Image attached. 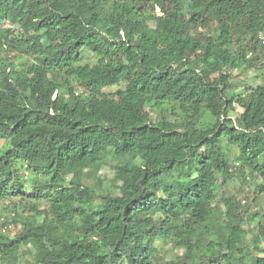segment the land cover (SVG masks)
<instances>
[{"label":"trees","instance_id":"obj_1","mask_svg":"<svg viewBox=\"0 0 264 264\" xmlns=\"http://www.w3.org/2000/svg\"><path fill=\"white\" fill-rule=\"evenodd\" d=\"M263 37L264 0H0V48L24 59L0 49V206L36 216L6 221L0 264H264L225 189L264 193V82L232 79L264 70ZM107 164L117 194L90 185Z\"/></svg>","mask_w":264,"mask_h":264},{"label":"rangeland","instance_id":"obj_2","mask_svg":"<svg viewBox=\"0 0 264 264\" xmlns=\"http://www.w3.org/2000/svg\"><path fill=\"white\" fill-rule=\"evenodd\" d=\"M4 26H10L8 23H5ZM1 49V54L9 57L16 64L21 63L24 59L21 55L16 51H9L6 48ZM96 58H91L90 61H95ZM232 79L236 82L238 92H242L244 90V85L246 83L256 85L264 82V70L258 69L256 67L247 68L240 67L233 71ZM126 86L125 82H122L118 85L105 87V91L109 93L116 92L119 88H124ZM242 112V109L236 105V111L233 115L236 117ZM152 118H155L156 114L151 111ZM214 123V119L210 118L208 114H205L203 127H210ZM5 145V139H0V148H3ZM230 158L232 161H235L236 156L238 154V150L236 147H231L230 150ZM264 160V158H262ZM17 170L24 177L26 181V186H28V191L31 190V185L36 182V180H41V177L37 178L34 174L31 173L30 169L26 165L24 161H19L17 163ZM248 170H244V174H247ZM114 176V172L111 168L110 164L103 166V168L98 173L97 180H91L90 185H98L99 192L105 193V190L110 188L114 194L118 193V189L112 182V178ZM256 180L247 179L245 181V185H243V181L240 178H235L231 181L225 189L235 192L242 200V203L248 208V220L245 225L247 229H250V233L248 234V241L253 237L254 233L261 234L260 232H264V193L257 191L256 189ZM220 186V185H219ZM223 188V186H222ZM14 201L16 199H13ZM39 210L47 211L49 208L48 203L45 200H39L36 202ZM24 203L19 204V207L13 210V208L6 207L7 204H3L0 206V232L10 234V236H14L17 232H19L22 227L21 223H9L13 224L14 228L6 227L8 224L5 223V220L10 221L14 214L22 213L23 215H29L30 218L34 219L35 214L30 213L27 208L24 207ZM41 221V217L39 218ZM261 240H264V236H260ZM157 247L160 250L159 256L162 257L164 261H169L174 259L177 255H180L183 250L174 249L170 244L165 243L162 240H158L156 243ZM260 257H264V252L259 253ZM158 262H161L159 260ZM157 262V263H158ZM16 264H27L26 259H22L18 261Z\"/></svg>","mask_w":264,"mask_h":264},{"label":"built area","instance_id":"obj_3","mask_svg":"<svg viewBox=\"0 0 264 264\" xmlns=\"http://www.w3.org/2000/svg\"><path fill=\"white\" fill-rule=\"evenodd\" d=\"M262 43H263V45H264V37H263ZM6 203L9 204V201H7ZM6 221H7V220H5V223H6ZM10 223H14V222H10ZM6 224H8V225L6 226V227H8V228H14V227H15L13 224H9V223H6ZM14 224H15V223H14Z\"/></svg>","mask_w":264,"mask_h":264}]
</instances>
